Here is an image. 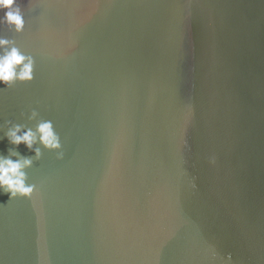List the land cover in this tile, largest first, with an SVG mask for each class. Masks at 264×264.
Listing matches in <instances>:
<instances>
[{
	"label": "water",
	"instance_id": "water-1",
	"mask_svg": "<svg viewBox=\"0 0 264 264\" xmlns=\"http://www.w3.org/2000/svg\"><path fill=\"white\" fill-rule=\"evenodd\" d=\"M16 6L0 157L32 192L0 191V264H264V0ZM44 122L58 148L10 143Z\"/></svg>",
	"mask_w": 264,
	"mask_h": 264
},
{
	"label": "clouds",
	"instance_id": "clouds-1",
	"mask_svg": "<svg viewBox=\"0 0 264 264\" xmlns=\"http://www.w3.org/2000/svg\"><path fill=\"white\" fill-rule=\"evenodd\" d=\"M0 12H3V18L0 22L14 28L16 32H20L23 29V16L20 9L16 6V0H0ZM7 44L8 41L0 40V47H4ZM31 72V59L22 55L16 48H11L3 55H0V84L9 85L14 81H28L31 79ZM19 133V127L7 133L11 144L18 146L23 143L27 148H31L38 136L39 142L45 148L56 149L59 147L58 138L49 122L39 124L36 133L31 130L24 132L22 135ZM37 155H39L38 152ZM30 163L31 161L27 159L13 161L10 158L0 157V191L9 194L10 197L17 195L22 197L29 196L32 188L26 186V177L23 170Z\"/></svg>",
	"mask_w": 264,
	"mask_h": 264
}]
</instances>
